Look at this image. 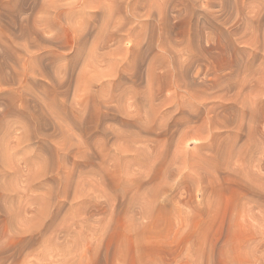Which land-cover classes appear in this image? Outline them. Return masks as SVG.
<instances>
[{"label":"rangeland","instance_id":"rangeland-1","mask_svg":"<svg viewBox=\"0 0 264 264\" xmlns=\"http://www.w3.org/2000/svg\"><path fill=\"white\" fill-rule=\"evenodd\" d=\"M0 264H264V0H0Z\"/></svg>","mask_w":264,"mask_h":264},{"label":"bare ground","instance_id":"bare-ground-1","mask_svg":"<svg viewBox=\"0 0 264 264\" xmlns=\"http://www.w3.org/2000/svg\"><path fill=\"white\" fill-rule=\"evenodd\" d=\"M150 74V73H149ZM174 77V76H173ZM151 79L154 81V80H157L156 77L153 75L151 77ZM181 79V78H180ZM187 79V78H186ZM228 79V78H227ZM262 80V79H261ZM188 81V80H187ZM185 82V81H184ZM186 83V82H185ZM253 89V88H252ZM136 94V93H135ZM153 98V97H152ZM247 103V102H246ZM162 105V104H161ZM189 106V105H188ZM185 108V107H184ZM158 109V108H157ZM147 111V110H145ZM179 111V110H178ZM210 112V111H209ZM194 114V113H193ZM196 118V117H195ZM168 122V121H167ZM190 123V122H189ZM151 127V126H150ZM187 127V126H186ZM218 129V128H217ZM187 130V129H186ZM202 131V130H201ZM189 132V131H188ZM185 135V134H184ZM187 136V135H186ZM182 137V136H181ZM188 137V136H187ZM183 139V138H182ZM186 139V137L184 138ZM178 140L180 141L181 139L178 138ZM185 141V140H184ZM156 142V141H155ZM181 143V142H180ZM179 143V144H180ZM163 158V157H162ZM158 164V163H157ZM180 172V170H179ZM149 173V172H148ZM141 175V174H140ZM169 175V174H168ZM171 175V174H170ZM150 176V175H149ZM175 176V175H174ZM170 180V179H169ZM157 184V183H156ZM166 184V183H165ZM162 180L161 182H159L157 185H154V188H152V190L149 192V197L147 198V200L145 202H143L141 204V207L139 208L143 213H147L151 208L155 207L158 205L159 202V199H160V196L161 195H166V192L168 191L167 190V186L165 185ZM143 186V185H142ZM140 185V188L142 187ZM172 193V192H171ZM165 200H167L166 197H164ZM164 201V200H162ZM170 201V200H169ZM166 211H171V212H177L178 209L176 207H167L165 209ZM179 213V212H177Z\"/></svg>","mask_w":264,"mask_h":264}]
</instances>
